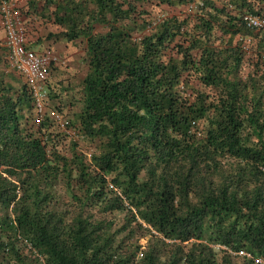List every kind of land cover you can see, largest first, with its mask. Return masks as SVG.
<instances>
[{
	"label": "trees",
	"instance_id": "16d2710c",
	"mask_svg": "<svg viewBox=\"0 0 264 264\" xmlns=\"http://www.w3.org/2000/svg\"><path fill=\"white\" fill-rule=\"evenodd\" d=\"M22 2L86 73L38 122L0 15V264H264V0Z\"/></svg>",
	"mask_w": 264,
	"mask_h": 264
},
{
	"label": "built area",
	"instance_id": "2783aa9c",
	"mask_svg": "<svg viewBox=\"0 0 264 264\" xmlns=\"http://www.w3.org/2000/svg\"><path fill=\"white\" fill-rule=\"evenodd\" d=\"M0 10L5 27V46L9 50V64L24 79L34 97L39 112L37 121L47 108L48 83L53 79V67L60 63V56L50 49L37 51L27 47V31L22 16L10 0H0ZM190 8H193L190 6ZM246 20L257 28H264V19L248 15ZM53 118L62 121L60 114L52 112ZM65 121H62V126ZM262 262V260H258Z\"/></svg>",
	"mask_w": 264,
	"mask_h": 264
},
{
	"label": "rangeland",
	"instance_id": "374dc122",
	"mask_svg": "<svg viewBox=\"0 0 264 264\" xmlns=\"http://www.w3.org/2000/svg\"><path fill=\"white\" fill-rule=\"evenodd\" d=\"M10 1L14 4L16 9L20 8V6L23 4L22 0H19L17 3L13 2L12 0ZM0 15L2 16V14ZM21 16L27 29L28 38H30V40H37L39 43H42L45 49L48 48L46 46V42H49L45 40L46 33L48 31L60 32L61 30L58 26L51 22H43V18L41 16H37L38 19H28L24 14ZM2 32L5 41V32ZM53 48L60 56V63L54 69V77L47 85L49 92H52V90L55 89L58 90L62 95L63 90L61 88L64 87V89H68L69 92L75 91V95L79 96L78 91L80 88V83L86 73V65L83 60L86 55L85 45L80 41L71 44L65 40H62L58 43H53ZM59 82L62 83V87H59ZM48 104L49 107L55 109L58 104V100L54 101L52 98H48ZM108 218H115V220L120 221L123 217L122 215L113 214L108 216ZM134 239L135 237L133 240Z\"/></svg>",
	"mask_w": 264,
	"mask_h": 264
},
{
	"label": "crops",
	"instance_id": "0c3cea01",
	"mask_svg": "<svg viewBox=\"0 0 264 264\" xmlns=\"http://www.w3.org/2000/svg\"><path fill=\"white\" fill-rule=\"evenodd\" d=\"M29 45H30L31 48H34V49H36L37 51H41L42 49H45V48L43 47V44H42V43H39L37 40H36V41L31 40V41L29 42Z\"/></svg>",
	"mask_w": 264,
	"mask_h": 264
},
{
	"label": "clouds",
	"instance_id": "9594fccd",
	"mask_svg": "<svg viewBox=\"0 0 264 264\" xmlns=\"http://www.w3.org/2000/svg\"><path fill=\"white\" fill-rule=\"evenodd\" d=\"M42 50H44V49H42ZM58 66V65H57ZM55 67V66H54ZM53 72H54V70H53Z\"/></svg>",
	"mask_w": 264,
	"mask_h": 264
}]
</instances>
